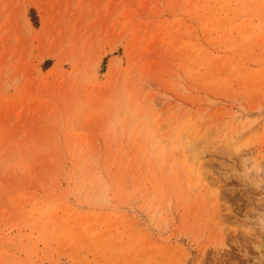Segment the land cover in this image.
<instances>
[{
  "label": "rangeland",
  "instance_id": "obj_1",
  "mask_svg": "<svg viewBox=\"0 0 264 264\" xmlns=\"http://www.w3.org/2000/svg\"><path fill=\"white\" fill-rule=\"evenodd\" d=\"M0 264H264V0H0Z\"/></svg>",
  "mask_w": 264,
  "mask_h": 264
},
{
  "label": "bare ground",
  "instance_id": "obj_2",
  "mask_svg": "<svg viewBox=\"0 0 264 264\" xmlns=\"http://www.w3.org/2000/svg\"><path fill=\"white\" fill-rule=\"evenodd\" d=\"M243 117H244V115L242 116V115H238V114H233L232 115V119L235 121V122H241V120L243 119ZM247 117L245 116V119H246ZM202 152V151H201ZM201 152L200 151H195L194 153H195V155H196V158L197 159H200V156H201ZM229 152V151H228ZM249 153L248 152H246V151H240V149L239 148H236L235 150H232V151H230V153H228L227 155H226V157L230 160V161H234V159H236V160H239V162L241 161H243L244 159H245V157L248 155ZM262 162V161H261ZM256 168H260V162H259V164L256 166ZM263 246V245H262Z\"/></svg>",
  "mask_w": 264,
  "mask_h": 264
}]
</instances>
